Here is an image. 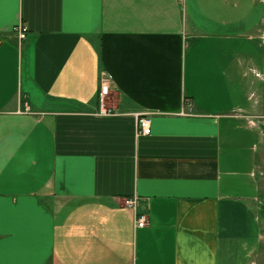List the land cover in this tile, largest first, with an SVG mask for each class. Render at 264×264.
Listing matches in <instances>:
<instances>
[{"label": "crops", "instance_id": "obj_1", "mask_svg": "<svg viewBox=\"0 0 264 264\" xmlns=\"http://www.w3.org/2000/svg\"><path fill=\"white\" fill-rule=\"evenodd\" d=\"M257 61L264 0H0V264H253Z\"/></svg>", "mask_w": 264, "mask_h": 264}, {"label": "built area", "instance_id": "obj_2", "mask_svg": "<svg viewBox=\"0 0 264 264\" xmlns=\"http://www.w3.org/2000/svg\"><path fill=\"white\" fill-rule=\"evenodd\" d=\"M19 39L21 41L25 40L28 29L24 26H18L16 28ZM110 76L101 77L100 91H99V115L101 116H113L115 112L107 104V98L110 90ZM137 132L141 135L151 134V118L148 114H143L137 119ZM138 198L133 197L128 199L127 206L135 213V225L137 228H143L148 225V215L145 213H140L137 211Z\"/></svg>", "mask_w": 264, "mask_h": 264}, {"label": "rangeland", "instance_id": "obj_3", "mask_svg": "<svg viewBox=\"0 0 264 264\" xmlns=\"http://www.w3.org/2000/svg\"><path fill=\"white\" fill-rule=\"evenodd\" d=\"M261 58V57H260ZM256 70H260L261 73H263L264 71V63L260 62V61H257V63L254 65ZM254 73V72H253ZM255 80L254 82L256 83L255 87H256V90L254 92V95L251 96V99L249 101L250 104H256V106H261L262 104V98H264L262 96V93H264V83L257 79L254 75H252ZM258 122V121H257ZM261 123L264 122V120H260ZM247 131H249V135L251 138H253L254 142H255V151H254V155L257 157H260L261 153L263 152V144L261 143L260 141V137L259 135L256 133V135L254 134L253 136V131L252 129H247ZM259 144V146H258ZM259 147V149H258ZM257 175L259 176V178H261V180L264 182V156L259 164V168L257 169ZM260 202V203H259ZM258 202V209L261 210V208H264V207H261L264 205V197L262 199H260ZM261 204V205H260ZM256 207V208H257ZM253 264H264V250H261L257 259L255 260V262Z\"/></svg>", "mask_w": 264, "mask_h": 264}]
</instances>
